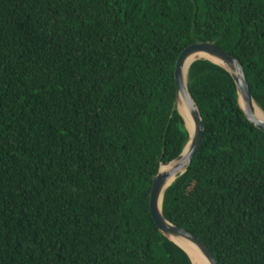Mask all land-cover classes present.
<instances>
[{"label":"trees","instance_id":"1","mask_svg":"<svg viewBox=\"0 0 264 264\" xmlns=\"http://www.w3.org/2000/svg\"><path fill=\"white\" fill-rule=\"evenodd\" d=\"M214 42L264 109V0H0V264H193L149 199L189 139L176 62ZM205 135L162 210L218 264H264V130L198 59Z\"/></svg>","mask_w":264,"mask_h":264},{"label":"water","instance_id":"2","mask_svg":"<svg viewBox=\"0 0 264 264\" xmlns=\"http://www.w3.org/2000/svg\"><path fill=\"white\" fill-rule=\"evenodd\" d=\"M198 53H205L209 57H197L188 64V60ZM201 58L209 59L223 66L231 74L237 87L240 106L246 117L257 128L264 130V118L259 117L254 111L256 99L254 98L251 83L243 62L236 55L214 42H197L188 45L183 49L176 62V105L178 111L182 115L178 107L179 100L182 99L186 103L194 121V128L190 130L185 121V126L189 132V139L182 152L175 159L161 163L151 188L149 206L151 215L162 234L182 247L187 253L188 251L178 240H185L195 244L206 256L210 264H218L213 252L199 237L189 230L171 222L165 217L162 210L164 194L167 188L179 175L187 170L199 150L205 135V125L201 111L188 88V73L190 66L193 62Z\"/></svg>","mask_w":264,"mask_h":264},{"label":"bare ground","instance_id":"3","mask_svg":"<svg viewBox=\"0 0 264 264\" xmlns=\"http://www.w3.org/2000/svg\"><path fill=\"white\" fill-rule=\"evenodd\" d=\"M197 57H209V56L205 53H198L194 57H192L188 60V64L193 59H195ZM213 59H215V58H213ZM215 60H217V59H215ZM178 107H179V109H180V111H181V113H182V115L186 121L188 128L190 130H193L194 121H193L189 107L186 105V103L182 99L179 100ZM254 111L259 117L264 118V110L256 101L254 103ZM172 179H174V178H172ZM178 241L182 246H184V248L190 254L192 261H193V264H210L208 259L206 258V256L199 250V248L195 244H193L189 241H185V240H178Z\"/></svg>","mask_w":264,"mask_h":264}]
</instances>
